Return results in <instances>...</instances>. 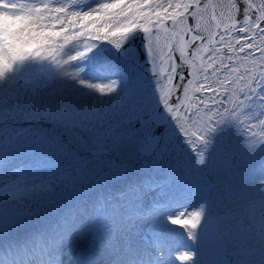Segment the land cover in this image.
I'll return each mask as SVG.
<instances>
[{
	"label": "rangeland",
	"instance_id": "1",
	"mask_svg": "<svg viewBox=\"0 0 264 264\" xmlns=\"http://www.w3.org/2000/svg\"><path fill=\"white\" fill-rule=\"evenodd\" d=\"M86 2L88 9L78 12L102 11L99 6L109 0ZM106 23H98L97 28ZM5 28L0 23V46L25 59L0 81V215L29 210L31 216L0 233V239L36 231L47 245L42 264L50 256L56 264H65L59 258L64 249L85 238L109 245L112 236L137 232L139 220L145 217L144 226H139V238L145 243L151 244V235L161 232L163 223L178 233L168 242L162 239L167 245L156 248L157 258L150 262L201 264L199 228L213 214L212 219L223 225L219 230L227 251L236 252L231 259L228 254L232 264H264V139L225 120L213 123L204 134L205 142L193 145L170 117L158 148L141 155L144 137L153 126L137 125L138 120L162 105L155 79L118 58V49L138 31L116 46L111 40H92L100 34L96 29L69 28L65 34L50 22L25 44L15 45L3 40ZM69 35L74 38L67 39ZM3 59L0 55V63ZM89 84H114L115 91L102 94ZM237 95L241 111L256 112V105L264 103V85L255 95L249 92L246 97L239 90ZM94 149L105 153L92 154ZM203 171L214 176V186L205 184ZM101 203L117 207L124 221L109 215ZM194 211L201 213L195 228L167 219ZM84 219H98V227L91 223L80 230ZM61 228L86 235L57 248ZM139 246L133 240L120 246L121 254ZM183 253L192 254L188 261L177 259ZM79 256L88 264L91 253L80 249ZM119 256L98 262L113 264ZM9 260L0 257V264Z\"/></svg>",
	"mask_w": 264,
	"mask_h": 264
},
{
	"label": "snow or ice",
	"instance_id": "2",
	"mask_svg": "<svg viewBox=\"0 0 264 264\" xmlns=\"http://www.w3.org/2000/svg\"><path fill=\"white\" fill-rule=\"evenodd\" d=\"M42 7H37L38 14ZM99 9L102 11L72 12L52 23L65 34L69 28L96 29L100 34L92 40H111L116 46L129 33L143 30L159 102L189 143L205 142L204 134L213 123L225 120H233L248 129L252 137L264 139V103L256 105V112L241 111L237 95L238 90L246 97L249 92L255 95L264 85V0H109ZM38 19L44 22L42 16ZM102 21L106 25L97 28ZM45 31L57 35L52 29ZM24 59V55L5 50L0 81ZM88 87L102 94L115 91L114 84ZM101 206L109 209L113 218L124 221L117 207L105 203ZM200 218L199 211L167 217L171 224L192 228L197 227ZM12 222L9 216L0 220L5 231ZM85 235L83 231L61 228L56 247L76 243ZM36 250H47V245L41 241ZM191 255L179 254L177 259L188 261Z\"/></svg>",
	"mask_w": 264,
	"mask_h": 264
},
{
	"label": "bare ground",
	"instance_id": "3",
	"mask_svg": "<svg viewBox=\"0 0 264 264\" xmlns=\"http://www.w3.org/2000/svg\"><path fill=\"white\" fill-rule=\"evenodd\" d=\"M38 6H43L39 14L36 11ZM87 6L86 0H0V9L6 14L4 18L0 17V23L6 26L5 30H3V40L7 39L9 42L15 45H18L19 42L25 44L27 40L33 38L37 33L42 31V29L47 26L48 23L58 19L59 17L67 16L72 12H78L81 9H88L86 8ZM61 9H64L65 11H60ZM39 16L43 17L44 22L38 19ZM4 53V47L0 46V55L3 58ZM1 201L2 200H0V204ZM212 218L213 214L207 216L205 221L211 220ZM145 222V217L139 220L137 232L131 230V233L127 232L126 234L110 237L109 245H107V243L104 244L101 240H98L95 243H90L85 238L81 240L77 246H70L67 249H62V255H60L59 258L62 259L63 262L65 261V264H78L80 260L79 258H77L76 261H73L75 260V254L78 253L80 249H83L91 253L88 264H99V259H103L107 256L113 258V256L117 255H121V257L119 256L117 261L111 263L154 264L152 261L150 262V260L157 258L153 248L157 247L159 242L153 245L152 243H145V241H142V238H139V226H144L141 224ZM91 223L94 225V227H98V219H95L92 222L86 221V219H84V225L79 229H85ZM163 225L164 229H161V234L158 235H161V237H165L168 240L177 237L178 233H175L173 230H169V225L167 223H163ZM76 230H78V228H76ZM133 240L139 241L140 246L128 251H124V253L121 254V247L130 245ZM41 241L44 243L45 239L42 238L36 231L27 230L26 232L23 231L16 236L7 235L5 238L0 239V257L1 259L6 256L7 258L10 257L9 261L15 260V262L12 264H28V262L31 260L36 262H44L43 257H39V260L36 258L45 252L44 250H36L38 244H40ZM5 245L9 246L5 247ZM228 254L230 259L236 256V252L232 250H229ZM167 258L168 257L165 259ZM49 259L50 260H48L46 263L54 264V262L51 260V256ZM1 262L2 261H0V263ZM85 264H87V260L85 261ZM164 264L173 263L165 262ZM187 264L190 263L187 262Z\"/></svg>",
	"mask_w": 264,
	"mask_h": 264
},
{
	"label": "water",
	"instance_id": "4",
	"mask_svg": "<svg viewBox=\"0 0 264 264\" xmlns=\"http://www.w3.org/2000/svg\"><path fill=\"white\" fill-rule=\"evenodd\" d=\"M138 32L131 40L123 44L119 49V56L124 60H129L134 65L143 70L147 75L155 78L153 70L150 66L149 59L144 47V35ZM169 118V114L161 106L156 113H149L138 120L137 125L151 122L154 125L153 134L145 136V144L140 150V154H151L158 146L160 134ZM102 149H94L93 154L103 153ZM31 215V212H8L0 215V220L4 216L12 217L14 222L10 223L7 230L22 223ZM5 231L3 225L0 224V232ZM198 246L201 252V260L203 264H230L227 256L226 245L219 233V221L210 220L206 222L199 231Z\"/></svg>",
	"mask_w": 264,
	"mask_h": 264
}]
</instances>
